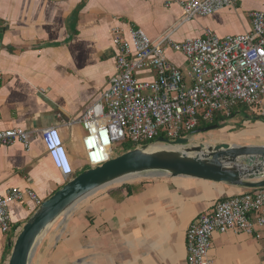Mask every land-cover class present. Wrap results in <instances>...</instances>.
I'll list each match as a JSON object with an SVG mask.
<instances>
[{
    "label": "crops",
    "instance_id": "0c3cea01",
    "mask_svg": "<svg viewBox=\"0 0 264 264\" xmlns=\"http://www.w3.org/2000/svg\"><path fill=\"white\" fill-rule=\"evenodd\" d=\"M183 1L191 0H0V131L56 127L70 160L71 179L89 169L84 130L71 123L97 102L116 72V31L127 39L130 28L141 29L153 42L167 35L183 42L202 37L206 30L219 37L237 36L251 31L253 12H264V0H232L210 16L185 21ZM167 54L182 71L187 68L181 54ZM234 110L230 125L245 110L244 119L257 110L263 118L264 100L252 107L238 104ZM241 119L240 128L228 124L232 130L224 129L232 141L206 144L264 146V126L249 132L244 127L251 123ZM34 134L28 150L18 142L0 147V195L11 188L28 189L44 202L65 184L40 134ZM123 181L93 194L83 215L73 207L64 217L67 225L56 231L53 224L30 264H187L189 225L217 203L250 191L166 176ZM35 210L27 199L10 206L12 231H0V264H8L10 245ZM209 256L213 264H264V227L251 235L214 234Z\"/></svg>",
    "mask_w": 264,
    "mask_h": 264
},
{
    "label": "built area",
    "instance_id": "2783aa9c",
    "mask_svg": "<svg viewBox=\"0 0 264 264\" xmlns=\"http://www.w3.org/2000/svg\"><path fill=\"white\" fill-rule=\"evenodd\" d=\"M231 4L232 0L180 2L185 21L210 16ZM251 21L252 29L244 35L219 37L206 30L202 37L183 42L173 41L170 35L153 42L136 28H130L124 39L116 31V72L97 102L71 123L84 130L87 166L96 168L112 159L117 143L141 148L154 140L152 145L157 144L158 138L174 142L189 138L200 122H212L216 114L230 118L238 104L260 105L264 100V12H253ZM168 51L184 57V71L170 62ZM141 73L150 76L140 78ZM34 133L40 134L52 165L68 182L73 172L58 128L0 131V147L18 142L28 150ZM26 199L36 209L43 203L28 189L11 188L0 195L3 234L12 231L10 206ZM256 227H264V188L221 201L195 219L186 231V263L213 264L209 253L214 234L251 235Z\"/></svg>",
    "mask_w": 264,
    "mask_h": 264
},
{
    "label": "water",
    "instance_id": "95a60500",
    "mask_svg": "<svg viewBox=\"0 0 264 264\" xmlns=\"http://www.w3.org/2000/svg\"><path fill=\"white\" fill-rule=\"evenodd\" d=\"M218 127L213 125L194 133H207ZM157 143L162 147L152 149L150 145L129 150L65 183L22 226L10 245L8 264H30L51 225L82 200L127 177L191 178L246 189L264 188V146L192 145L189 138L174 142L158 138Z\"/></svg>",
    "mask_w": 264,
    "mask_h": 264
},
{
    "label": "rangeland",
    "instance_id": "374dc122",
    "mask_svg": "<svg viewBox=\"0 0 264 264\" xmlns=\"http://www.w3.org/2000/svg\"><path fill=\"white\" fill-rule=\"evenodd\" d=\"M240 109H243V108H240ZM246 114H248L246 112V110H245V112H241V115H238V116L236 115L237 118H234V120L232 121V124H231L232 126L229 124L230 123L229 121L231 119H233V118L227 120L226 125L229 124L228 126H231V128H237V127L240 128L241 126H239V124H237V121L240 120V118H242L241 120H243L244 118H246L247 117ZM244 120H248L249 121L248 123H251V125H249V126H246L245 125V127H244L245 129L247 128L246 131H249V132L259 131V130H261L260 127L264 126V119L260 117V111H258V110L256 111L254 117L253 116H250L249 119H244ZM228 126H224L223 128L217 129V130H212V131H210L211 135H206V137L204 136V134H208L209 132L200 134L201 136L194 133V134H192L189 137L190 144L197 145L199 143H206V141H211V142H214V141H216V142L217 141L218 142L219 141H226V138H228L229 141H232V139H233L232 135H229L228 133H224V132H226L224 129L225 128L228 129ZM204 128H205L204 123H201V124H199V126L194 131H198V130H201V129H204ZM228 130H232V129L229 128ZM237 130H239V129H237ZM227 132H229V131H227ZM231 133L232 134H235V132H231ZM130 147H131V145L129 143H127V142L117 143L114 146V154H113V156L114 157H117V156L122 155ZM151 147H153V148H159V147H162V146H161V144H158L157 143V144L152 145ZM123 182L124 181H121V182H118V183H123ZM118 183H116V184H118ZM104 190H105V188L97 191L96 194H99L98 192H101L100 194H102ZM94 196L95 195L90 196V197L82 200L80 203H78L77 205H75L74 209H77V211H82L81 214L83 215L84 213L87 212V210L89 209L90 204L94 201V199H95ZM67 222H68V218L65 219L64 217H61L59 220H57L55 222V224L52 226V228L57 231V228H60L62 225L63 226L67 225Z\"/></svg>",
    "mask_w": 264,
    "mask_h": 264
},
{
    "label": "trees",
    "instance_id": "16d2710c",
    "mask_svg": "<svg viewBox=\"0 0 264 264\" xmlns=\"http://www.w3.org/2000/svg\"><path fill=\"white\" fill-rule=\"evenodd\" d=\"M235 111H236V110H234V112L232 113V115H231L230 118H225V117H223L221 114H216L212 122L205 123V127H209V126H213V125H218V126H219L218 129L223 128L224 126H226L227 120L233 118ZM194 132H195V131H194ZM194 132H193V134H194ZM191 134H192V133H191ZM188 135H190V134H188ZM155 141H156V140H154L153 142H150V143H145V144H143L142 146H150V145H152ZM135 148H137L136 145H131V147L128 148L125 152H127V151H129V150H133V149H135ZM125 152H124V153H125ZM87 170H88V169H87ZM73 178H74V177H73ZM65 183H67V182H65Z\"/></svg>",
    "mask_w": 264,
    "mask_h": 264
},
{
    "label": "bare ground",
    "instance_id": "6f19581e",
    "mask_svg": "<svg viewBox=\"0 0 264 264\" xmlns=\"http://www.w3.org/2000/svg\"><path fill=\"white\" fill-rule=\"evenodd\" d=\"M153 149H156V148H153ZM128 178H131V177H127V178H125V179H128ZM125 179H123V180H125ZM123 180H122V181H123ZM51 226H52V225H51ZM51 226H50V227H51Z\"/></svg>",
    "mask_w": 264,
    "mask_h": 264
}]
</instances>
